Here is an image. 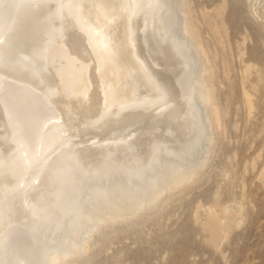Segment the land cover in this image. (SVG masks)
I'll return each instance as SVG.
<instances>
[{
	"label": "bare ground",
	"instance_id": "1",
	"mask_svg": "<svg viewBox=\"0 0 264 264\" xmlns=\"http://www.w3.org/2000/svg\"><path fill=\"white\" fill-rule=\"evenodd\" d=\"M185 1L0 0V264H85L205 168L220 117Z\"/></svg>",
	"mask_w": 264,
	"mask_h": 264
},
{
	"label": "rangeland",
	"instance_id": "2",
	"mask_svg": "<svg viewBox=\"0 0 264 264\" xmlns=\"http://www.w3.org/2000/svg\"><path fill=\"white\" fill-rule=\"evenodd\" d=\"M186 2L219 134L200 174L143 209L134 230L113 223L85 264H264V0Z\"/></svg>",
	"mask_w": 264,
	"mask_h": 264
},
{
	"label": "water",
	"instance_id": "3",
	"mask_svg": "<svg viewBox=\"0 0 264 264\" xmlns=\"http://www.w3.org/2000/svg\"><path fill=\"white\" fill-rule=\"evenodd\" d=\"M179 34H180V31H179ZM196 110H197V112H198V116H199V118H200V120H201V123H203V125H205V127L203 128V130L207 133V136H205V139H206V141H207V140H208V127H207V124H206V121H205V116H204V114H205V109L202 107V104L197 103V104H196ZM206 133H205V134H206ZM204 142H205V141H204ZM205 148H206V146H205ZM207 229H208V226H207ZM91 231H93V230L87 229L85 235L88 234V233L91 232ZM213 239H214V238L211 236V240H212V241H213Z\"/></svg>",
	"mask_w": 264,
	"mask_h": 264
}]
</instances>
